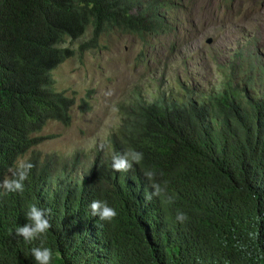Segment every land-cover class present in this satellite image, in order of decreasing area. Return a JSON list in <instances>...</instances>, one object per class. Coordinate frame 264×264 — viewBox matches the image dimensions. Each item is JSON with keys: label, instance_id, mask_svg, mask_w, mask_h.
Wrapping results in <instances>:
<instances>
[{"label": "trees", "instance_id": "16d2710c", "mask_svg": "<svg viewBox=\"0 0 264 264\" xmlns=\"http://www.w3.org/2000/svg\"><path fill=\"white\" fill-rule=\"evenodd\" d=\"M167 1L0 0V182L18 156L31 152L33 164L22 192L0 189V264H37V247L51 264H264V65L205 99L119 105L118 126L76 180L52 181L50 170L66 171L33 152L52 138L39 135L49 123L72 122L75 102L52 79L76 54L65 44L87 30L79 53L112 31L144 43L168 28ZM129 149L141 162L114 171L112 156ZM93 200L117 216H93ZM32 205L51 228L26 241L16 231Z\"/></svg>", "mask_w": 264, "mask_h": 264}, {"label": "rangeland", "instance_id": "374dc122", "mask_svg": "<svg viewBox=\"0 0 264 264\" xmlns=\"http://www.w3.org/2000/svg\"><path fill=\"white\" fill-rule=\"evenodd\" d=\"M163 9L168 28L144 43L112 31L79 53L90 39L87 30L65 44L76 54L52 79L55 90L75 102L72 122L43 129L39 135L52 138L34 149L38 160L84 174L118 126L119 105L140 97L149 104L160 95L205 99L222 90L228 75H237L236 84L246 75L237 72L264 65V0H168Z\"/></svg>", "mask_w": 264, "mask_h": 264}, {"label": "clouds", "instance_id": "9594fccd", "mask_svg": "<svg viewBox=\"0 0 264 264\" xmlns=\"http://www.w3.org/2000/svg\"><path fill=\"white\" fill-rule=\"evenodd\" d=\"M143 159V154L136 152L135 150H126L122 154H114L112 156V169L116 172H126L132 168L133 163H140ZM44 160V159H42ZM55 162V160H54ZM33 168V164L29 158L24 156H18L14 162V166L8 169L9 175L6 176L2 182H0V189H3L5 193L22 192L24 189V181L28 178V175ZM89 168L84 174L76 173L74 175L51 171L52 181L62 179L65 181L76 180L79 177L85 176ZM151 171H146L145 176L151 180L153 178ZM151 187L156 191L152 194H159V186L152 184ZM146 199H151V195L146 193ZM90 210L93 216L99 217L102 221H112L117 212L114 208L110 207L106 201L93 200L90 205ZM184 213H177V221L183 223L186 220ZM27 223L24 226H19L16 235L22 237L26 241L35 239L41 234L47 232L51 228L49 220L46 218L45 210L32 205L26 213ZM32 256L37 264H51L53 253L49 248H33Z\"/></svg>", "mask_w": 264, "mask_h": 264}]
</instances>
